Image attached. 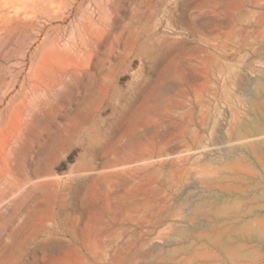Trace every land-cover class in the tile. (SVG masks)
<instances>
[{"label": "rangeland", "instance_id": "1", "mask_svg": "<svg viewBox=\"0 0 264 264\" xmlns=\"http://www.w3.org/2000/svg\"><path fill=\"white\" fill-rule=\"evenodd\" d=\"M251 125L264 0H0V264H264Z\"/></svg>", "mask_w": 264, "mask_h": 264}, {"label": "bare ground", "instance_id": "2", "mask_svg": "<svg viewBox=\"0 0 264 264\" xmlns=\"http://www.w3.org/2000/svg\"><path fill=\"white\" fill-rule=\"evenodd\" d=\"M249 128H251L253 130V132L255 134H257V139L255 140V143L258 144V146L262 149V151L264 152V133L262 132H259V128L257 125L253 126L251 125ZM249 128H246L247 130ZM251 133V132H250ZM253 136V135H252ZM245 138H242L241 136L238 135V138L236 141L240 142V141H243Z\"/></svg>", "mask_w": 264, "mask_h": 264}]
</instances>
